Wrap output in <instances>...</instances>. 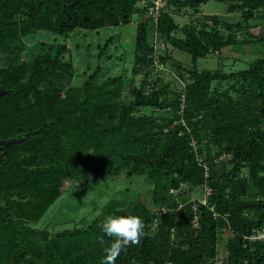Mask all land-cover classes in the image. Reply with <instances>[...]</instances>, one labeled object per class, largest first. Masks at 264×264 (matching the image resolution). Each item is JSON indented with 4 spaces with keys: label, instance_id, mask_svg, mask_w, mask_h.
<instances>
[{
    "label": "trees",
    "instance_id": "trees-1",
    "mask_svg": "<svg viewBox=\"0 0 264 264\" xmlns=\"http://www.w3.org/2000/svg\"><path fill=\"white\" fill-rule=\"evenodd\" d=\"M207 1L168 0L173 13L159 18L162 37L193 61L192 68L184 67L164 49L162 61L183 71L178 76L186 82L185 88L170 90L160 78L152 79L153 25L139 0H0V53L9 52L13 60L0 64V88L8 90L0 97V138L23 137L0 148V264H100L112 239L101 232L102 221L52 233L23 218L15 220L12 198L23 193L35 199L25 211L32 218L58 198L63 180L123 170L153 183L154 208L137 199L113 210L111 215H136L144 222L140 242L121 252L115 264H214L218 257L226 264H264V240L245 237L264 225V53L237 71L197 67L199 58L252 38L264 50V34L255 36L248 25L264 18V0H220L229 3V12L240 11L247 24L218 14H205L198 23H177L176 12H200ZM135 14L132 69L143 78L130 89L129 101L122 95L120 78L96 81L100 66L82 86L64 84L63 79L73 77V64L63 61L65 45L30 63L17 61L22 37L36 30H98L130 24ZM242 31L248 37L242 38ZM216 81L230 84L218 90ZM145 107L157 112L147 113ZM192 139L209 164L208 176ZM223 153L232 157L216 160ZM206 184L212 188L207 204L186 197V186L191 191ZM172 188L179 192L172 193ZM159 206L167 211L154 229ZM224 233L225 255L219 256Z\"/></svg>",
    "mask_w": 264,
    "mask_h": 264
},
{
    "label": "rangeland",
    "instance_id": "rangeland-1",
    "mask_svg": "<svg viewBox=\"0 0 264 264\" xmlns=\"http://www.w3.org/2000/svg\"><path fill=\"white\" fill-rule=\"evenodd\" d=\"M228 4L225 1L209 0L201 4L200 12H196L193 8H187L176 12L174 17L179 25L198 23L205 14H218L227 21H244L241 19L240 11L229 12ZM138 19L139 15L135 14L130 24L107 25L98 30L77 28L66 34L47 29L36 30L23 36L19 42L23 49L13 53H20L17 61L30 63L34 57L45 54L51 49L55 51L60 46L65 45L68 50L63 54V61L73 64V77L70 79L67 76L63 79L64 84L70 87L82 86L89 75L100 66L101 71L96 81L102 83L109 78H120L124 86L122 95L124 99L129 101L131 99L130 89L134 85H139L143 78L141 74L135 75L132 69ZM244 24L247 23L244 21ZM248 25L255 36L264 34V18L261 16L250 20ZM176 33L181 35L180 31ZM241 36L242 38L248 37L245 31L241 32ZM162 41L165 42L171 55L180 61L184 67L192 68L193 61L189 53L175 49L164 38ZM8 53L4 51L0 53L1 65L13 63V60L9 61ZM263 53L261 43L252 38V42L245 43L240 47L227 46L220 52H211L207 56L199 58L197 66L200 70L232 72L248 67ZM169 62L165 63L169 69L163 71L162 75H159L158 71H154V78L152 79L160 78V84L168 85L170 90L183 89L184 85L178 78V73H183V71H176V68L174 69ZM229 84L230 81H216L213 85L218 90H224L229 87ZM143 111L147 113L157 112L149 107L143 108ZM159 113L162 112L159 111ZM49 182L51 183V181ZM152 187L153 183L145 175L130 177L126 170L118 174L105 173L99 177L68 178L61 182L58 198L32 218L25 211L28 212L31 207L30 201L34 202L35 199L31 200L33 198L29 195H23V193L16 194L12 198V203L15 205L12 216L15 220L23 218L26 223L39 229L49 230L52 233L75 226L84 227L95 219L103 221L105 217L112 214L114 209L131 206L137 199L142 200L153 209L151 204ZM188 190L190 188L186 186V197H191V199L202 198L204 195L203 187ZM251 191H254L253 188ZM227 235L226 233L221 235L219 256L225 255Z\"/></svg>",
    "mask_w": 264,
    "mask_h": 264
},
{
    "label": "built area",
    "instance_id": "built-area-1",
    "mask_svg": "<svg viewBox=\"0 0 264 264\" xmlns=\"http://www.w3.org/2000/svg\"><path fill=\"white\" fill-rule=\"evenodd\" d=\"M138 4L146 6L147 10H146V16L150 17L151 19V23L153 25V37H151L152 39V47H153V52L151 53V56L154 58V70L155 72L158 71L159 75H162L163 71H167L169 68L166 66V64L162 61L161 55L164 51V49L166 48V44L164 41H162L163 37L161 35V33L157 30V26H158V22H159V18L162 15V13L164 12H168V13H173L172 11V6L170 5V3L168 2V0H139ZM180 79V81L183 83L184 88L186 87V82L184 80H182L180 77H178ZM181 107H182V111L185 108L186 105V97H185V93H183L181 95ZM182 123L184 125L185 121L184 119L181 120ZM191 145L193 150L196 152L197 154V159L198 162L200 163V165H202L204 167L205 170V175L208 176L209 175V164L208 162L205 160L204 156L199 155L198 153V143L196 141V139H192L191 141ZM232 155L230 153H223L222 155H220L218 158H216V160H221V159H225V158H231ZM184 185L182 184L181 187H183ZM171 192L174 194H177L179 192V189H175L172 188ZM212 192V188L206 184L204 186V195L202 198H197V200L201 201L203 204H207V200L209 195ZM196 200V199H193ZM184 205L183 202H180L179 204V208H181ZM194 210L195 212L197 211V205H194ZM167 211V207L166 206H159L156 207L155 209V213L156 216L154 218V221L152 223V227L154 229H157L159 222H160V218L162 216L163 213H165ZM197 214L195 215L196 219H197ZM247 239H250L251 241H258V240H264V225L261 227H256L253 229V231L251 232L250 235H246L245 236ZM226 260L223 257H218L214 264H226ZM170 264H172V262H170Z\"/></svg>",
    "mask_w": 264,
    "mask_h": 264
},
{
    "label": "clouds",
    "instance_id": "clouds-1",
    "mask_svg": "<svg viewBox=\"0 0 264 264\" xmlns=\"http://www.w3.org/2000/svg\"><path fill=\"white\" fill-rule=\"evenodd\" d=\"M99 227L104 236L112 238L103 249L104 256L100 264H115L121 252L126 251L129 245L138 244L144 235V222L136 215H109ZM101 241L103 242V237Z\"/></svg>",
    "mask_w": 264,
    "mask_h": 264
},
{
    "label": "water",
    "instance_id": "water-1",
    "mask_svg": "<svg viewBox=\"0 0 264 264\" xmlns=\"http://www.w3.org/2000/svg\"><path fill=\"white\" fill-rule=\"evenodd\" d=\"M8 90L0 88V97L3 96L5 93H7ZM23 140L22 136H17V137H11L8 139L0 138V148L7 147L9 144L14 143V142H20ZM4 160V152L0 150V162Z\"/></svg>",
    "mask_w": 264,
    "mask_h": 264
},
{
    "label": "crops",
    "instance_id": "crops-1",
    "mask_svg": "<svg viewBox=\"0 0 264 264\" xmlns=\"http://www.w3.org/2000/svg\"><path fill=\"white\" fill-rule=\"evenodd\" d=\"M200 7H201V5H200ZM200 10H201V8H200ZM198 67V66H197Z\"/></svg>",
    "mask_w": 264,
    "mask_h": 264
}]
</instances>
